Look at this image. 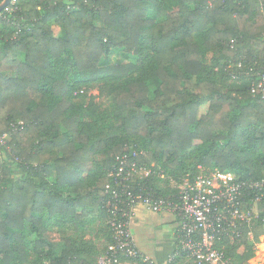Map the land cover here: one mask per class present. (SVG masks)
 <instances>
[{
    "label": "trees",
    "instance_id": "obj_1",
    "mask_svg": "<svg viewBox=\"0 0 264 264\" xmlns=\"http://www.w3.org/2000/svg\"><path fill=\"white\" fill-rule=\"evenodd\" d=\"M8 9L0 264H97L112 242L113 195L127 184L169 197L180 188L172 182L201 172L264 179V0H15ZM114 49L125 61L102 64ZM93 84L109 110L91 95L75 101ZM133 150L130 161L151 174L114 181L109 172ZM243 202L251 207V193ZM256 208L215 241L231 264L256 255L264 199ZM175 252L168 264L187 258Z\"/></svg>",
    "mask_w": 264,
    "mask_h": 264
},
{
    "label": "built area",
    "instance_id": "obj_2",
    "mask_svg": "<svg viewBox=\"0 0 264 264\" xmlns=\"http://www.w3.org/2000/svg\"><path fill=\"white\" fill-rule=\"evenodd\" d=\"M4 9L9 11L8 6ZM2 17L5 15L0 13V19ZM257 88L264 96V75ZM131 152L122 154L114 170L109 172L114 181H130L135 176L145 178L151 174L150 168L130 161V157L137 155L136 150ZM250 193L253 204L243 208V198ZM113 197L108 221L112 242L98 258L97 264H119L121 256L131 259L141 257L129 228L138 205L152 212H169L175 216L176 243L187 258L197 263L231 264L223 251L215 246V241L221 236H228L235 226L249 224L256 216L257 202L264 199V179L245 182L233 174L214 170L209 174L201 172L192 181H184L177 194L169 197L155 195L142 185L135 188L130 184L115 192ZM174 254L176 252L168 257V262ZM149 264L154 263L150 261Z\"/></svg>",
    "mask_w": 264,
    "mask_h": 264
},
{
    "label": "crops",
    "instance_id": "obj_3",
    "mask_svg": "<svg viewBox=\"0 0 264 264\" xmlns=\"http://www.w3.org/2000/svg\"><path fill=\"white\" fill-rule=\"evenodd\" d=\"M176 218L169 212H152L138 205L130 222L131 236L140 251L139 261L133 259L119 264H168V257L177 247Z\"/></svg>",
    "mask_w": 264,
    "mask_h": 264
},
{
    "label": "rangeland",
    "instance_id": "obj_4",
    "mask_svg": "<svg viewBox=\"0 0 264 264\" xmlns=\"http://www.w3.org/2000/svg\"><path fill=\"white\" fill-rule=\"evenodd\" d=\"M52 27H53L54 34L58 35L60 33L59 26L52 24ZM124 61H125V58L122 52L119 49H114L111 55L107 59L103 60L102 64L109 65L112 63H121ZM85 94L87 96L76 98L75 101H77L78 103H87L89 101L88 95H91V96H94V99H91V100H93V103L98 108L100 109L103 108L107 110L111 108V105L106 101L105 96L100 95L99 84H93L90 87V89L85 92ZM104 106L106 107L104 108ZM206 108L207 106L203 105L200 109V112L201 113L205 112ZM183 178L182 179L184 181L188 180L187 176ZM184 181H182V183L180 182L181 184L178 183L177 181H174L171 183V185H173L174 187H178V186H181L184 183ZM98 224L99 223H95L96 226ZM103 227H105L104 224H103ZM94 232H95V229H94ZM96 245L99 250H101L104 247L105 241L102 240V237H99V239L96 238ZM256 246H257L256 255L250 260V264H264V234L259 237V241ZM238 251H239L238 253H240L242 251V247H240ZM238 259H239V256L234 257V261H238ZM178 264H194V263L191 260L184 258V259H181Z\"/></svg>",
    "mask_w": 264,
    "mask_h": 264
},
{
    "label": "water",
    "instance_id": "obj_5",
    "mask_svg": "<svg viewBox=\"0 0 264 264\" xmlns=\"http://www.w3.org/2000/svg\"><path fill=\"white\" fill-rule=\"evenodd\" d=\"M11 0H1L0 1V11L10 4Z\"/></svg>",
    "mask_w": 264,
    "mask_h": 264
}]
</instances>
